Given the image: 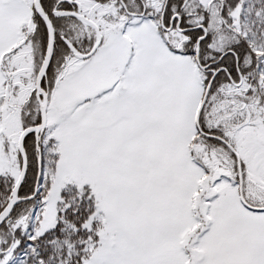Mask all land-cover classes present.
Here are the masks:
<instances>
[{
  "label": "snow or ice",
  "instance_id": "snow-or-ice-1",
  "mask_svg": "<svg viewBox=\"0 0 264 264\" xmlns=\"http://www.w3.org/2000/svg\"><path fill=\"white\" fill-rule=\"evenodd\" d=\"M0 264H264V0H0Z\"/></svg>",
  "mask_w": 264,
  "mask_h": 264
}]
</instances>
